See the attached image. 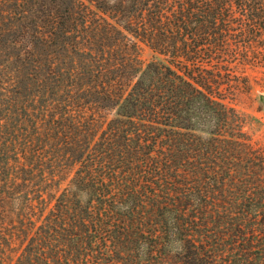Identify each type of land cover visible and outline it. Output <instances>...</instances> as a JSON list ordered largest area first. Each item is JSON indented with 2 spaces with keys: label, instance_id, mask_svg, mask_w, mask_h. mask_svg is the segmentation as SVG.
I'll use <instances>...</instances> for the list:
<instances>
[{
  "label": "trees",
  "instance_id": "trees-1",
  "mask_svg": "<svg viewBox=\"0 0 264 264\" xmlns=\"http://www.w3.org/2000/svg\"><path fill=\"white\" fill-rule=\"evenodd\" d=\"M238 64L264 0H0V264H264Z\"/></svg>",
  "mask_w": 264,
  "mask_h": 264
},
{
  "label": "rangeland",
  "instance_id": "rangeland-1",
  "mask_svg": "<svg viewBox=\"0 0 264 264\" xmlns=\"http://www.w3.org/2000/svg\"><path fill=\"white\" fill-rule=\"evenodd\" d=\"M153 57L149 48L141 45V59L146 64ZM229 83L224 86V101L248 117L247 131L257 147H264V67L238 64L231 69Z\"/></svg>",
  "mask_w": 264,
  "mask_h": 264
},
{
  "label": "water",
  "instance_id": "water-1",
  "mask_svg": "<svg viewBox=\"0 0 264 264\" xmlns=\"http://www.w3.org/2000/svg\"><path fill=\"white\" fill-rule=\"evenodd\" d=\"M262 101H263V103H264V96L262 97Z\"/></svg>",
  "mask_w": 264,
  "mask_h": 264
}]
</instances>
